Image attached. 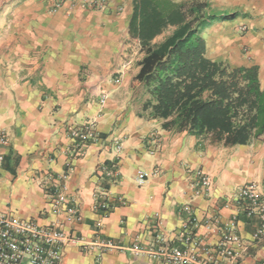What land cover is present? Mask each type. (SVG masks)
<instances>
[{
    "label": "crops",
    "instance_id": "crops-1",
    "mask_svg": "<svg viewBox=\"0 0 264 264\" xmlns=\"http://www.w3.org/2000/svg\"><path fill=\"white\" fill-rule=\"evenodd\" d=\"M0 0V131L7 136L0 163V213L41 226L63 222L49 194L64 181L69 204L81 220V243L110 239L121 250L101 256L78 244L63 247L62 264H165L127 249L134 242L155 246V224L180 246L184 229L201 246H213L225 226L240 246L239 263L264 260V241H253L260 225L246 216L239 188L256 184L264 202V136L226 146L185 131L161 129L142 105L147 95L133 81L137 62L127 54L132 0H107L104 9L81 0ZM230 14L213 21L216 54L230 66L258 67L264 89V0H209ZM73 2V6L72 5ZM134 61V62H132ZM91 124L94 139L77 145L69 130ZM119 145V148L117 146ZM107 166L112 176L101 173ZM209 178L203 188L197 172ZM140 173L146 178L136 181ZM107 190L109 209H94L95 194ZM68 229L67 226H63Z\"/></svg>",
    "mask_w": 264,
    "mask_h": 264
},
{
    "label": "trees",
    "instance_id": "trees-1",
    "mask_svg": "<svg viewBox=\"0 0 264 264\" xmlns=\"http://www.w3.org/2000/svg\"><path fill=\"white\" fill-rule=\"evenodd\" d=\"M229 15L209 0H132L127 33L142 55L133 81L144 87L142 109L161 129L226 146L264 136L258 67L207 56L204 31Z\"/></svg>",
    "mask_w": 264,
    "mask_h": 264
},
{
    "label": "built area",
    "instance_id": "built-area-1",
    "mask_svg": "<svg viewBox=\"0 0 264 264\" xmlns=\"http://www.w3.org/2000/svg\"><path fill=\"white\" fill-rule=\"evenodd\" d=\"M61 0H56L53 9L61 5ZM87 8L104 9L107 0H81ZM73 6V2L72 5ZM91 124H83L69 130V136L76 140L77 145H82L94 139ZM7 145V136L0 131V163L3 160L2 149ZM119 148V145L117 146ZM100 171L106 176H112L113 172L107 166H101ZM200 185L207 188L209 178L197 172ZM146 174L140 173L136 181L142 184ZM67 175L57 178L49 196L53 212L63 214V222L50 226H41L33 220L17 218L8 214L0 213V264H62L63 247L78 244L89 251L97 252L101 256L105 252L121 250L122 247L114 244L110 239L96 236L91 243H81V238L74 232V224L81 220L77 206L69 204L65 195L64 181ZM107 190L100 189L95 194L94 209L106 212L109 209L107 202ZM256 184L246 183L238 190V198L241 201V209L246 216H257L260 225L252 234L253 241H264V202ZM63 226H67L65 229ZM153 241L155 246L144 247L137 242L127 249L135 254L142 253L151 260H161L165 264H243L238 260L240 254L235 253L232 247L237 245L245 252L247 245H241L238 236L232 232L229 226H225L220 239L213 246H201L195 239L191 230L184 229L179 238L180 246L166 239L161 230V223L155 224ZM252 264H264L262 262Z\"/></svg>",
    "mask_w": 264,
    "mask_h": 264
},
{
    "label": "rangeland",
    "instance_id": "rangeland-1",
    "mask_svg": "<svg viewBox=\"0 0 264 264\" xmlns=\"http://www.w3.org/2000/svg\"><path fill=\"white\" fill-rule=\"evenodd\" d=\"M219 28L217 27V25H214L212 28H211V30H209V33L207 34V36H206V43L208 44V51L209 52H213L214 54H216V46H215V43H216V35L218 34V30ZM133 40V39H132ZM135 42H137L136 40H135ZM129 46H127L126 48H127V54L128 55H131V57H132V59H134L135 60V58L137 57V56H139V47H138V45H136L135 43H131V42H129ZM132 62H134V61H132Z\"/></svg>",
    "mask_w": 264,
    "mask_h": 264
}]
</instances>
